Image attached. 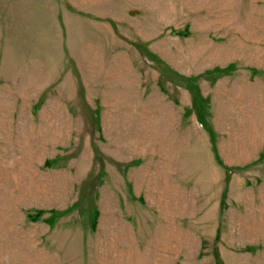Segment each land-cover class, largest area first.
Returning <instances> with one entry per match:
<instances>
[{
    "label": "rangeland",
    "instance_id": "374dc122",
    "mask_svg": "<svg viewBox=\"0 0 264 264\" xmlns=\"http://www.w3.org/2000/svg\"><path fill=\"white\" fill-rule=\"evenodd\" d=\"M54 16L0 30V264H264V0Z\"/></svg>",
    "mask_w": 264,
    "mask_h": 264
},
{
    "label": "crops",
    "instance_id": "0c3cea01",
    "mask_svg": "<svg viewBox=\"0 0 264 264\" xmlns=\"http://www.w3.org/2000/svg\"><path fill=\"white\" fill-rule=\"evenodd\" d=\"M56 13L66 14V0H0V30L55 29Z\"/></svg>",
    "mask_w": 264,
    "mask_h": 264
}]
</instances>
